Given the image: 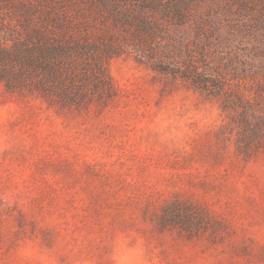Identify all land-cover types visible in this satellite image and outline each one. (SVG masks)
<instances>
[{"label":"rangeland","instance_id":"obj_1","mask_svg":"<svg viewBox=\"0 0 264 264\" xmlns=\"http://www.w3.org/2000/svg\"><path fill=\"white\" fill-rule=\"evenodd\" d=\"M191 1L197 66L264 117V0ZM107 70L116 97L82 110L0 82V264H264V148L239 151L236 113L133 52Z\"/></svg>","mask_w":264,"mask_h":264},{"label":"trees","instance_id":"obj_2","mask_svg":"<svg viewBox=\"0 0 264 264\" xmlns=\"http://www.w3.org/2000/svg\"><path fill=\"white\" fill-rule=\"evenodd\" d=\"M192 6L191 0H0V82L8 93L38 95L61 108L106 106L116 97L107 61L130 51L235 112L241 153L264 148V117L255 104L197 66L213 34ZM251 53L264 60V50Z\"/></svg>","mask_w":264,"mask_h":264}]
</instances>
